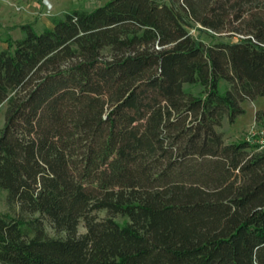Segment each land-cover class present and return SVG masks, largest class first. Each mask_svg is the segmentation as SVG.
I'll list each match as a JSON object with an SVG mask.
<instances>
[{"label":"trees","instance_id":"1","mask_svg":"<svg viewBox=\"0 0 264 264\" xmlns=\"http://www.w3.org/2000/svg\"><path fill=\"white\" fill-rule=\"evenodd\" d=\"M254 1L109 0L22 27L0 52V264H264V152L219 132L264 97ZM232 22L234 43L188 32Z\"/></svg>","mask_w":264,"mask_h":264},{"label":"rangeland","instance_id":"2","mask_svg":"<svg viewBox=\"0 0 264 264\" xmlns=\"http://www.w3.org/2000/svg\"><path fill=\"white\" fill-rule=\"evenodd\" d=\"M109 0H0V52L5 50L13 51L10 48L14 42L22 39L24 33L22 27L30 25L33 30L40 34L45 30H52L54 22L61 20L68 13L73 11H92L103 6ZM159 3L170 4V0H156ZM182 0H179L181 2ZM263 10L264 0H257L244 5L243 10ZM241 11V10H240ZM238 9L231 12L228 9V16L233 18ZM188 32L194 37L199 38L206 44L214 42L234 43L243 36L238 35L235 30L239 28V22L227 24L219 31L204 30L200 25L190 23ZM202 30V31H201ZM225 85L222 84L223 89ZM193 93H198L200 89H191ZM241 108L244 113L239 116L234 124H229L225 119L219 132L223 135L225 144H236L249 142L257 146L255 151L264 152V97H259L254 101H245ZM6 106L0 108V132L5 122ZM15 212L9 209L6 203V193L0 191V215L13 217ZM98 218L106 217L105 212L97 214ZM116 222L123 224L126 219L118 216ZM79 233H85L83 223L78 227ZM47 234L50 237L63 236L57 235L47 226Z\"/></svg>","mask_w":264,"mask_h":264}]
</instances>
